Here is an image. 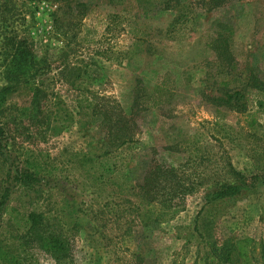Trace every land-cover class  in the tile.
Here are the masks:
<instances>
[{
  "label": "rangeland",
  "instance_id": "rangeland-1",
  "mask_svg": "<svg viewBox=\"0 0 264 264\" xmlns=\"http://www.w3.org/2000/svg\"><path fill=\"white\" fill-rule=\"evenodd\" d=\"M159 1L0 0V88L10 42L25 41L38 64L0 101V143L41 175L36 192L10 186L0 210L6 260L235 264L229 239L250 238L264 264V0ZM81 3L96 7L77 20ZM76 95L116 105L132 141L108 147L97 118L74 114ZM150 161L191 188L174 214L157 200L148 210L163 211L156 224L147 209L136 216L139 193L122 179L143 181ZM114 165L122 195L108 181ZM232 170L252 185L205 202L216 182L236 179ZM29 211L58 217L66 260L20 251Z\"/></svg>",
  "mask_w": 264,
  "mask_h": 264
},
{
  "label": "trees",
  "instance_id": "trees-1",
  "mask_svg": "<svg viewBox=\"0 0 264 264\" xmlns=\"http://www.w3.org/2000/svg\"><path fill=\"white\" fill-rule=\"evenodd\" d=\"M168 0H160L162 4L164 3V8H168ZM83 13L79 16L81 20L83 17L88 18L95 11V4L81 3ZM11 39H9L10 41ZM11 43V42H10ZM9 45L11 47V58L4 61L3 75L6 85L0 88V101L5 99L6 92L13 88L17 83L20 82L21 78L25 80H30L33 77L31 70L37 68V63L34 61L33 55L30 48H27V43L14 41ZM13 44V45H12ZM39 69L41 67H38ZM37 70V69H36ZM35 70V71H36ZM230 97V95L228 96ZM94 95L84 96L76 95L75 100L78 102L77 109L75 111L76 116H81L86 114L92 118H97V122L101 124L102 128L106 132L104 133V138L106 139V144L108 147L117 149L118 147L132 141V137L127 135L128 130L124 127V122L121 121L122 115H120V110L116 105L110 102L106 105H101L95 99ZM80 102H86L84 107L80 105ZM85 110V111H84ZM1 133V130H0ZM0 161L2 166V177H1V195H0V210H5L3 206L8 198V194L11 191V187L19 186L27 191L36 192L37 188L41 182V175L39 169L36 167H18L15 158H10L8 154L2 149L0 143ZM153 161L148 163L145 170V177L143 181L137 183L134 180L128 178V175H122V179L126 180V188L131 192H134L140 198L139 212L136 216L140 217L143 212L149 215L148 211L151 207L157 208L154 205L156 202L164 203L163 205L167 207L165 214H174L179 210L184 208L183 200L187 192L191 191L188 185H183L182 177L178 176L176 170L172 167H166L160 165L158 162ZM111 167V173L108 177V181L112 185H115L119 195L126 193L125 189H122V185L115 184V176L117 174L121 175L120 170ZM234 177L236 178L232 182H216L214 186H211L208 191L203 195L204 201L208 202L212 199H223L231 198L238 194L242 187H248L252 185V178L247 177L238 171L232 170ZM94 175V173H93ZM123 181V180H122ZM159 198H162L159 199ZM158 200V201H157ZM161 200V201H160ZM147 207H146V205ZM161 210L152 213L148 216L154 224L157 223L162 215ZM24 230L17 236L20 238L18 247L21 248L20 251L25 253L26 248H30V252L34 249L43 250L50 254V256L57 262L61 263L66 260L70 254V241L62 236L56 226L58 225V217L46 216L43 212L29 211L28 213L22 215ZM148 219V220H149ZM145 219H140L139 222H144ZM146 223V222H145ZM251 239L250 238H233L229 239L227 244V253L235 254L233 262L235 264H256L255 260L251 255ZM27 246V247H24ZM229 246V247H228ZM8 248L5 246H0V264H21V258L18 256H12L6 260L5 254ZM227 255V254H226Z\"/></svg>",
  "mask_w": 264,
  "mask_h": 264
}]
</instances>
